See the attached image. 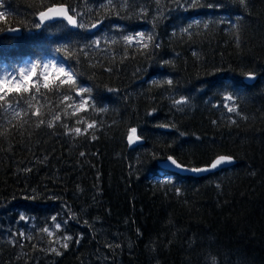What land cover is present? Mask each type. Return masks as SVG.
I'll use <instances>...</instances> for the list:
<instances>
[{
	"label": "trees",
	"instance_id": "obj_1",
	"mask_svg": "<svg viewBox=\"0 0 264 264\" xmlns=\"http://www.w3.org/2000/svg\"><path fill=\"white\" fill-rule=\"evenodd\" d=\"M58 5L75 29L41 24ZM0 12V76L39 65L29 92L6 88V112L0 101V264H264V0H0ZM45 61L75 83L45 81ZM220 155L234 166L200 178L160 166Z\"/></svg>",
	"mask_w": 264,
	"mask_h": 264
},
{
	"label": "snow or ice",
	"instance_id": "obj_2",
	"mask_svg": "<svg viewBox=\"0 0 264 264\" xmlns=\"http://www.w3.org/2000/svg\"><path fill=\"white\" fill-rule=\"evenodd\" d=\"M126 2V0H125ZM187 3L189 4V6H195L196 3H197V0H187ZM240 3L241 4H244L245 3V0H240ZM109 4H112V0H109ZM211 7V5H210ZM50 14L52 15H56V16H63L65 19H67V21L70 23V24H73V25H76V20L73 18V16L71 15H68L67 14V11L61 6V7H49L47 8L46 10L44 11H41L40 12V21L41 23H43V21L45 19H48V18H51ZM4 14L2 12H0V17H2ZM93 27H95L96 25L93 24L92 25ZM129 44L132 43V41L135 39L137 43H140L142 41L145 40V34L144 33H138L136 34L135 37H132V36H127L124 38ZM153 40V37L152 35H148L147 36V41H152ZM144 47H147L148 44L147 43H144L143 44ZM155 47H159V44H156ZM37 67H39V65L37 64H32L29 68L27 69H20L19 70V75H20V78L19 80L17 79V76L15 75H12V74H9V77L11 78L12 81H16V83L14 84H11V83H8V79L9 77H5L3 80H0V101H3V109L4 111H8L9 108L12 107V103L11 101L7 100V93L5 92V89L6 88H10V89H18L24 93H27L29 92V86H28V81L32 79L33 76L36 75V69ZM43 67L45 69H47L49 67V64H45L43 65ZM53 67H55L53 65ZM58 73L64 77H66L67 79L66 80H61L60 83L63 84V83H68V82H71V83H75V79H74V76L73 74L71 73V71H65V67L62 65L60 66L58 69H57ZM43 76V79L45 81H47V74L44 73L42 74ZM248 79H255V76L254 74L252 73H249L248 74ZM167 83L171 84L172 81L169 80L167 81ZM38 84V81H33L31 87H36V85ZM44 87L45 88H48L49 87V84L47 82L44 83ZM36 91L39 92V88L37 87L36 88ZM81 91H89L88 89H82ZM19 95V92L17 93ZM65 100L67 99H70V97L68 96H65L64 97ZM32 100H37V96L36 95H32L29 97V100H28V109H31L33 107L31 101ZM224 100L227 101L228 103H225L223 105V107L227 108V110L229 112H235L237 111V106L234 104V98L233 96L231 95H226L224 97ZM88 101L85 100V99H82L80 102H79V105H78V108L76 110H78L79 108H85V106L87 105ZM177 104L179 103H183V101H176ZM19 104H20V101H17V108L13 110L14 112V116H20L21 113L23 112L25 115L28 114V110L27 109H24L22 107H19ZM39 109H37L36 111L32 112V115L36 116V115H39ZM73 114H75V111L73 112ZM238 114V113H237ZM56 120H59L60 119V116L57 115L55 117ZM39 123H43V120L39 121ZM77 123H84V121L82 120H77ZM52 123H49L48 124V127H52ZM96 126V122L93 121L91 123H87L86 124V128L84 130H82L81 128L79 127H76V128H73V129H70L68 133L66 134H71L72 132L76 133V134H85L87 132L88 129H92ZM65 127H67V125H65ZM161 127H164L163 125ZM137 129L135 127H132L129 131V134L127 136V139H128V143L129 145L135 143L136 141H138L140 139V137L137 136ZM95 138V137H93ZM81 155H83V153H81ZM168 160L170 161V165L172 166H175V168L177 169H181V170H187V171H191V172H196V173H199V172H207V171H212V170H215L217 168H220L222 166H227L231 163H233V158L230 157V156H225V155H220V156H217L213 159V161L207 166V167H204V168H197V167H193L191 169H186L183 165H181L176 159H174L173 157H168ZM30 170V169H29ZM74 215V214H73ZM21 220L24 219L23 216L20 217ZM52 220L53 221H56V217L53 216L52 217ZM68 221L65 220L64 223L66 224ZM85 223H87V221H85ZM61 227V224L59 222H57L55 224V229L56 230H59ZM43 232L47 233L49 236H52L53 235V231L50 230L49 228H44L42 229ZM72 237L71 236H68V235H65L63 237V240L64 241H68V240H71ZM77 243H79V240L76 241ZM62 247L63 248H67L68 247V244L65 242L62 244ZM52 251L56 252L57 255H60V252L57 251L55 248L51 249Z\"/></svg>",
	"mask_w": 264,
	"mask_h": 264
},
{
	"label": "water",
	"instance_id": "obj_3",
	"mask_svg": "<svg viewBox=\"0 0 264 264\" xmlns=\"http://www.w3.org/2000/svg\"><path fill=\"white\" fill-rule=\"evenodd\" d=\"M61 6L67 11V14L70 15L68 10H67V8L65 6H63V5L52 6V7H61ZM50 16H51V18L45 19L42 24H52V23H55V22H58V21H62V22H65L70 28H72V29L76 28V25L70 24L67 21V19H65L63 16H56V15H52V14H50ZM39 19H40V15H39ZM15 33H18V30H16ZM254 81H255V79H248V75H246V76H244L242 78V83L245 84V85H248V86L252 85L254 83ZM127 145H128L129 149H136L139 146L143 145V139L140 138L138 141H136L135 143H133L131 145H129L128 139H127ZM212 161H213V159L206 166H202V167H198V168L207 167ZM234 164H235V162L233 160V163H231V164H229L227 166H222V167L217 168V169L212 170V171L196 173V172H191V171L181 170V169L175 168V166L170 165V161L168 160V157H167V158L164 159V161L161 162L160 166H161V169H163L164 171L172 173V174H175V175H178V176H181V177L200 178V177H205V176H208V175H212V174L218 173V172L223 171V170L230 169L231 167L234 166ZM185 168L186 169H191V168H188V167H185Z\"/></svg>",
	"mask_w": 264,
	"mask_h": 264
},
{
	"label": "rangeland",
	"instance_id": "obj_4",
	"mask_svg": "<svg viewBox=\"0 0 264 264\" xmlns=\"http://www.w3.org/2000/svg\"><path fill=\"white\" fill-rule=\"evenodd\" d=\"M45 64H49V67H48L47 69H45V68L43 67V65H45ZM53 65H54L55 67H53ZM30 66H31V65H27V66L24 67V69H27V68H29ZM60 66H62L60 63L57 64V63H54V62L45 61V62L42 63V65H40V71H41L43 74H44V73L48 74V73H50V72H53V73L56 74L57 76L62 77V75H60V74L58 73V71H57V69H58ZM9 74H12V75L17 76V79H18V80H19V78H20L19 73H18V74L4 73L3 75L0 76V80H3L5 77H9ZM8 83L14 84V83H16V81H12L11 78L9 77V79H8Z\"/></svg>",
	"mask_w": 264,
	"mask_h": 264
},
{
	"label": "bare ground",
	"instance_id": "obj_5",
	"mask_svg": "<svg viewBox=\"0 0 264 264\" xmlns=\"http://www.w3.org/2000/svg\"><path fill=\"white\" fill-rule=\"evenodd\" d=\"M134 150V149H133Z\"/></svg>",
	"mask_w": 264,
	"mask_h": 264
}]
</instances>
